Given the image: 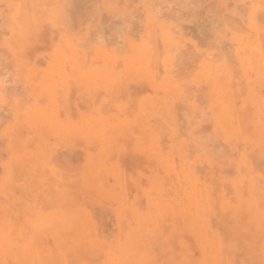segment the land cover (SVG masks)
<instances>
[{"label":"rangeland","instance_id":"1","mask_svg":"<svg viewBox=\"0 0 264 264\" xmlns=\"http://www.w3.org/2000/svg\"><path fill=\"white\" fill-rule=\"evenodd\" d=\"M184 1L0 0V264H264V0Z\"/></svg>","mask_w":264,"mask_h":264},{"label":"bare ground","instance_id":"2","mask_svg":"<svg viewBox=\"0 0 264 264\" xmlns=\"http://www.w3.org/2000/svg\"><path fill=\"white\" fill-rule=\"evenodd\" d=\"M185 1H186V0H185ZM185 1H184V2H185ZM27 2H28V1H27ZM203 2H204V0H203ZM211 2H212V1H211ZM192 4H193V3H192ZM196 4H197V3H196ZM199 4H200V3H199ZM206 4H207V2H206ZM208 4H209V3H208ZM208 4H207V5H208ZM247 4H248V3H247ZM13 5H14V4H13ZM26 5H29V7H30L29 2H28V4H26ZM41 5H42V4H41ZM214 5H215V4H214ZM0 6H1V5H0ZM24 6H25V5H24ZM203 6H204V5H203ZM203 6H201V7H203ZM205 6H206V5H205ZM29 7H28V8H29ZM194 7H196V6H194ZM197 7H198V6H197ZM206 7H207V6H206ZM218 7H219V6H218ZM238 7H239V6H238ZM243 7H245V6H243ZM55 8H56V7H55ZM57 8H58V7H57ZM203 8H204V7H203ZM215 8H216V7H215ZM215 8H214V9H215ZM5 9H6V8H5ZM37 9H38V8H37ZM191 9H193V11H194L196 8H195V9H194V8H191ZM204 9H205V8H204ZM208 9H209V8H208ZM212 10H213V9H212ZM38 11H39V12H38ZM38 11L35 12V14H37V13L40 14V13H41V12H40L41 10L38 9ZM134 11H135V10H134ZM203 11H205V10H203ZM48 12H49V11H48ZM190 12H191V11H190ZM205 12H206V17H204V16L202 15V14H205ZM205 12L202 13V12L200 11V9H199V11H196L197 15H199V13H200V14L202 15V17L205 18V19L203 18L204 20H206V19L208 18V19H207L208 21L206 22V26H207L206 29H205V27L203 26L202 29L204 28V30H203V31L201 30L202 33L200 32V30H199V32H200L201 34H203L204 31L206 32V35H205V32H204L202 38L204 37V35L207 36V34L210 36V37L207 38V39H209V40H206V38H204V39H205L206 41H208V42H206V44H207L208 46L210 45V44H208V43H211V42H212V43H211V47L213 48L214 45H219L220 43L222 44V43L225 41V40H221V37H220L219 34H217L216 30H217V31L220 30L219 28H221V27H218V26H220V25H221V26L224 25V23L226 22V20H223V19L221 18L222 15H221V17L219 18V16H218L217 14H216V15L214 14V11H212L213 13H210L211 11H208L210 14H214V15H215V16L211 15V17H216V16H218L217 19L215 18V19L217 20V22H215L216 20L213 18V19H214V22H215V24H213V22H212V23L210 22V21H213V19H212L210 16H209V17H210V19H209V17L207 16V14H208L207 11H205ZM28 13H30V11H29ZM218 13H220V12H218ZM260 13H261V12H260ZM182 14H183V13H182ZM29 15H30V14H29ZM65 15H66V14H65ZM208 15H209V14H208ZM225 15H226V14H225ZM225 15H224V17H225ZM259 15H261V14H259ZM19 16H20V15H19ZM37 16H38V15H37ZM66 16H67V15H66ZM199 16H200V15H199ZM21 17H23V16H21ZM29 17L31 18V16H29ZM138 17H139V16H138ZM175 17H177V16H175ZM172 18H173V17H172ZM200 18H201V17H200ZM66 19H67V18H66ZM177 19H178V17H177ZM211 19H212V20H211ZM218 19H221V23H222V24H221V23H218V21H219ZM225 19H226V17H225ZM238 19H239V18H238ZM258 19H259V18H258ZM209 20H210V21H209ZM229 20H230V19H229ZM65 21H66V20H65ZM167 21H168V20H167ZM176 21H177V20H176ZM201 21H202V20H201ZM262 21H263V20H262ZM63 22H64V21H63ZM135 22H136V21H135ZM223 22H224V23H223ZM227 22H228V21H227ZM199 23H200V22H199ZM217 23H218V26H217ZM139 24H140V22H139ZM232 24H233V23H232ZM240 24H243V23L241 22ZM132 25H133V24H132ZM198 25H199V24H198ZM200 25H202V23H201ZM193 26H195V25H193ZM215 26H216V27H215ZM228 26H229V25H228ZM132 27H133V26H132ZM198 27H199V26H198ZM222 27H223V26H222ZM230 27H231V26H230ZM190 28H191V27H190ZM215 28H218V29H215ZM224 28H225V27H224ZM224 28H221V32H222L223 34H224V32L226 31ZM237 28H238V27H237ZM233 29H234V27H233ZM239 29H240V28H239ZM108 30H109V29H108ZM190 30H191V29H190ZM206 30H207V31H206ZM224 30H225V31H224ZM196 31H197V30H196ZM178 32H179V31H178ZM197 32H198V31H197ZM221 32H220V33H221ZM244 32H247V31H244ZM49 33H50V32H49ZM132 33L134 34V32H132ZM222 33H221V34H222ZM225 33H226V32H225ZM185 34H186V33H185ZM216 34L219 35L218 37H220V38H218V37L216 36ZM223 34H222V35H223ZM227 35H228V34H227ZM56 36H57V35H56ZM194 36H195V35H194ZM223 36L226 37V34L223 35ZM83 37H84V35H83ZM118 37H119V36H118ZM48 38H49V37H48ZM198 38H199V37H198ZM234 38H235V37H234ZM196 39H197V38H196ZM199 39H200V38H199ZM199 39H198V40H199ZM216 39H217V41L220 39V41H222V42H219V41H218L219 44H217ZM225 39H226V38H225ZM236 39L238 40V38H236ZM236 39H235V41H236ZM243 40H244V39H243ZM260 40H261V39H260ZM262 40H263V39H262ZM116 41H117V40H116ZM215 41H216V44L213 43V42H215ZM241 41H242V40H241ZM257 41H259V40H257ZM263 41H264V40H263ZM203 42H205V41H203ZM200 43H201V42H200ZM206 44H205V46H206ZM212 44H213V46H212ZM221 44H220V45H221ZM224 44L226 45V41H225ZM85 45H86V44H85ZM85 45H84V46H85ZM201 45H202V44H201ZM203 45H204V44H203ZM220 45H219V47L225 46V45H223V44H222L221 46H220ZM230 45H231V44H230ZM238 45L241 46L242 44L239 43ZM263 45H264V43H263ZM205 46H204V47H205ZM208 46H207V49H210V50H212V51L214 50V49L209 48ZM227 46H228V45H227ZM227 46H226V48H227ZM63 47H64V46H63ZM106 47H107V46H106ZM201 47H202V46H201ZM219 47H218V48H219ZM229 47H230V46H229ZM180 48H181V46H180ZM188 48H189V46H188ZM188 48H187V49H188ZM215 48H217V47H215ZM226 48L224 47V49H226ZM245 48H246V47H245ZM157 49H158V48H157ZM207 49H206V50H207ZM118 50H119V49H118ZM216 50H217V49H216ZM167 51H170V50L167 49ZM192 51H193V50H192ZM243 51H244V49H243ZM245 51H246V50H245ZM238 52H239V51H238ZM207 53H208V52H207ZM185 54H186V52H185ZM202 54H203V53H202ZM224 54H227V53H224ZM152 55H153V54H152ZM182 55H183V54H182ZM221 55H222V54H221ZM221 55H220L219 58L222 57ZM190 56H191V58H192L193 55H190ZM256 56H257V55H256ZM158 57L160 58L161 56L159 55ZM169 57H170V56H169ZM171 57H172V56H171ZM186 57H187V56H185V58H186ZM183 58H184V57H183ZM187 58H188V57H187ZM194 58L196 59V56H194L193 59H192L193 63L197 61V60H195ZM197 58H198V57H197ZM208 58H209V57H208ZM219 58H218V59H219ZM231 58H233V57H231ZM234 58H235V57H234ZM153 59H154V57H153ZM169 59H170V58H169ZM169 59H168V60H169ZM179 59H181V58H179ZM188 59H189V58H188ZM210 59H211V57H210ZM218 59L216 58V60H218ZM222 59H223V58H222ZM157 60H158V59H157ZM159 60H160V59H159ZM181 60H182V59H181ZM184 60H185V59H184ZM194 60H195V61H194ZM212 60H213V59H212ZM216 60H215V61H216ZM94 61H95V60H94ZM179 61H180V60H179ZM187 61H188V60H187ZM192 61H191V62H192ZM215 61H213V62H215ZM223 61H224V60H223ZM225 61H226V60H225ZM182 62H184V61L177 62V63H179V65H178V64L176 63V61H175V64H177V65H176V66H177V69L179 68V66L182 65ZM185 62H186V61H185ZM232 62H233V61H232ZM150 63H152V65H153V64L155 65L154 60H153V61H150ZM180 63H181V64H180ZM216 63H217V61L215 62V64H216ZM223 63H224V62H223ZM223 63H221V64L223 65ZM188 64H189V63H188ZM212 64H214V63H212ZM212 64H211V65H212ZM215 64H214V65H215ZM217 64H218V63H217ZM221 64H220V67H222ZM225 64H226V63H225ZM117 65H118V64H117ZM157 65H159V62H158ZM160 65H161V63H160ZM160 65H159V66H160ZM167 65H168V64H167ZM169 65H170V64H169ZM169 65H168V66H169ZM191 65H192V64H191ZM194 65H195V63H194ZM211 65H210V67H211ZM214 65H212V66H214ZM228 65H230V64H228ZM41 66H42V65H41ZM172 66H174V65H172ZM183 66L185 67L186 64L183 65ZM183 66H182V67H183ZM85 67H86V66H85ZM150 67H151V66H150ZM152 67H154V66H152ZM157 67H158V66H156V69H155L156 71H157ZM160 67H162V66H160ZM182 67H180V68H182ZM184 67H183V69H184ZM223 67H224V66H223ZM238 67H239V66H238ZM81 68H82V67H81ZM167 68H168V67H167ZM174 68H176V67H174ZM186 68H187V67H186ZM207 68H209V67H207ZM127 69H128V68H127ZM143 69H144V68H143ZM149 69H150V68H148V70H149ZM161 69H162V68H161ZM163 69H164V68H163ZM183 69H182V70H183ZM190 69H191V68H190ZM220 69H221V68H220ZM223 69H224V68H223ZM236 69H237V68H236ZM250 69H251V68H250ZM158 70H159V69H158ZM178 70H180V69H178ZM184 70H185V69H184ZM191 70H193V69H191ZM239 70H240V69H238V71H239ZM160 71H161V70H160ZM160 71H159V72H160ZM212 71H213V69H212ZM84 72H85V71H84ZM157 72H158V71H157ZM172 72H173V71H172ZM175 72H177V71H175ZM178 72H180V71H178ZM185 72H186V71H185ZM187 72H188V71H187ZM192 72H193V71H192ZM213 72H214V71H213ZM213 72H212V74H213ZM215 72H216V71H215ZM233 72H234V71H233ZM235 72H236V71H235ZM162 73H163V72H162ZM181 73H182V72H181ZM237 73H238V72H237ZM18 74H19V73H18ZM173 74H174V73H173ZM178 74H179V73H178ZM190 74H193V73H189V75H190ZM221 74L224 75V72L221 71ZM233 74H234V73H233ZM244 74H245V73H244ZM129 75H130V74H129ZM158 75H159V74H158ZM176 75H177V73H176ZM225 75H226V74H225ZM167 76H168V75H167ZM167 76H166V78H167ZM180 76H181V75H180ZM184 76H185V75H184ZM197 77H198V76H197ZM197 77H196V78H197ZM215 77H216V75H215ZM219 77H220V73H219ZM236 77H238V76H236ZM236 77H235V76L233 77V82L236 81V79H237ZM182 78H183V77H182ZM187 78H188V77H187ZM202 78H203V77H202ZM220 78H222V77H220ZM223 78L225 79V76H224ZM223 78H222V79H223ZM35 79H36V78H35ZM179 79H180V78H179ZM127 80H129V79H127ZM139 80H140V79H139ZM141 81H142V80H141ZM172 81H173V80H172ZM210 81H211V80H210ZM238 81L240 82L239 78H238ZM132 82H134V81H132ZM137 82H138V81H137ZM165 82H166V81H165ZM11 83H12V82H11ZM15 83H16V81H15ZM15 83H13V84H15ZM134 83H136V82H134ZM134 83H133V84H134ZM207 83H209V82H207ZM240 83H241V82H240ZM9 84H10V83H9ZM130 84H132V83H130ZM172 84H173V82H172ZM181 84H182V83H181ZM215 84H216V83H215ZM6 85H7V84H6ZM15 85H16V84H15ZM157 85H158V84H157ZM243 85H244V84H243ZM16 86H17V85H16ZM128 86H129V85H128ZM180 86H181V85H180ZM187 86H188V85H187ZM204 86H205L206 88H205L203 91H205V93H206L207 86H206V85H204ZM25 87H26V86H25ZM159 87H160V85H159ZM5 88H6V86H5ZM7 88H8V87H7ZM185 88H186V87H185ZM188 88H189V87H188ZM200 88H201V86H200ZM225 88H226V87H225ZM29 89H30V88H29ZM249 89H250V88H249ZM71 90H72V89H71ZM131 90H132V89H131ZM186 90H187V89H186ZM189 90H190V88H189ZM191 90H192V89H191ZM201 90H202V89H201ZM221 90H222V89H221ZM224 90H225V89H224ZM4 91H5V90H4ZM27 91H28V90H27ZM30 91H31V89H30ZM19 92H20V91H19ZM19 92H18V93H19ZM33 92H35V91H33ZM16 93H17V92H16ZM18 93H17V96H18ZM188 93H190V92H188ZM198 93L201 94V92H199V91H198ZM205 93H204V94H205ZM213 93H214V92H212V94H213ZM234 93H235V92H234ZM241 93H242V92H241ZM7 94H8V93H7ZM20 94H21V93H20ZM25 94H26V93H25ZM34 94H35V93H34ZM192 94H193V93H192ZM192 94H191V95H192ZM212 94H211V95H212ZM215 94H216V93H214L213 95H215ZM223 94H224V93H223ZM223 94H222V97H223L222 108L226 110V95H229L230 93H229V94H228V93H227V94L225 93V95H223ZM235 94H236V93H235ZM237 94H239V93H237ZM11 95H12V94H11ZM35 95H36V94H35ZM123 95H124V94H123ZM207 95H210V94H208V92H207V93H206L204 96H202V97H201V95L199 96V94H198L199 98L201 97V99H202L201 101H203V103L207 101V99H206V96H207ZM211 95H210V98L208 97V99H211V97H213V96H211ZM217 95H218V94H217ZM7 96H8V95H7ZM193 96H194V95H193ZM239 96L241 97V94H240ZM246 96H247V95H246ZM262 96H264V94H262ZM9 97H10V96H9ZM181 97H182V96H181ZM185 97H186V96H185ZM194 97H195V96H194ZM203 97H204L205 99H204ZM227 97H228V96H227ZM240 97H239V98H240ZM242 97H243V96H242ZM242 97H241V98H242ZM28 98H29V97H28ZM77 98H78V97H77ZM100 98H101V97H100ZM23 99H24V98H23ZM83 99H84V98H83ZM185 99H186V98H185ZM197 99H198V97H197ZM183 100H184V99H182V101H183ZM189 100H190V99H189ZM204 100H206V101H204ZM244 100H245V99H244ZM260 100H261V99H260ZM80 101H81V100H80ZM97 101H98V100H97ZM158 101H159V100H158ZM186 101H188V100L186 99ZM190 101H191V100H190ZM237 101H238V100H237ZM247 101H248V98H247ZM249 101H250V100H249ZM175 102L177 103V100H176ZM184 102H185V101H184ZM22 103H24V102L22 101ZM25 103H26V102H25ZM33 103H34V102H33ZM72 103H73V102H72ZM176 103H175V104H176ZM178 103H179V102H178ZM200 103H202V102H200ZM200 103H199V104H200ZM249 103H250V102H248V104H249ZM261 103H262V102H261ZM261 103H260V104H261ZM29 104H30V103H28V105H29ZM175 104H174V106H175ZM204 104H205V103H204ZM207 104H209V100H208V102L206 103V105H207ZM248 104H247V105H248ZM263 104H264V103H263ZM28 105H27V106H28ZM101 105H102V104H101ZM104 105H105V104H104ZM167 105H168V104H167ZM177 105H178V104H177ZM181 105H182V104H181ZM188 105H191V103H189ZM236 105H237V104H236ZM261 105H262V104H261ZM15 106H17V105H15ZM30 106H31V105H30ZM30 106H29V107H30ZM91 106H92V105H91ZM105 106H106V105H105ZM130 106H131V105H130ZM209 106H210V105H209ZM25 107H26V106H25ZM103 107H104V106H103ZM103 107H102V108H103ZM175 107H177V106H175ZM181 107H182V106H181ZM206 107H207V106H206ZM214 107H215V106H214ZM173 108H174V107H172L171 109H173ZM190 108H191V107H190ZM190 108L188 109V111L191 110ZM247 108H248V107H247ZM159 109H160V108H159ZM176 109L178 110L179 108H176ZM211 109H212V106H211ZM26 110H27V109H26ZM85 110H86V109H85ZM128 110H130V109H128ZM163 110H165V109L163 108L162 111H163ZM173 110H174V109H173ZM173 110H171V112H172ZM177 110H176V111L174 110L176 113H173L174 115H176V117H178V115H177V114H178ZM181 110H183V108H182ZM24 111H25V110H24ZM61 111H62V110H61ZM70 111H71V110H70ZM162 111H161V112H162ZM198 111H199V110H198ZM234 111H235V110H234ZM250 111H251V110H250ZM263 111H264V108H263ZM163 112H165V111H163ZM163 112L161 113L160 117L162 116ZM171 112H170V114H172ZM190 112H191V111H190ZM238 112H240V114H241V111H238ZM23 113H25V112H23ZM180 113L182 114V112L179 110V114H180ZM191 113H192V112H191ZM229 113H230V112H229ZM229 113H228V114H229ZM242 113H244V112H242ZM249 113H250V112H249ZM71 114H72V113H71ZM168 114H169V113H168ZM170 114H169V116H170ZM173 114H172V115H173ZM187 114H188V113H187ZM195 114H196V113H195ZM232 114H233V113H232ZM72 115H73V114H72ZM163 115H164V114H163ZM165 115H166V114H165ZM184 115H185V114H184ZM243 115H245V116L247 115V116H248L249 114H245V113H244ZM250 115H251V114H250ZM166 116H167V115H166ZM169 116H167V117H169ZM179 116H181V115H179ZM189 116H190V114H189ZM197 116H198V115H197ZM231 116H232V115H231ZM176 117H175V118H176ZM192 117H193V116H192ZM221 117H223V115H221ZM226 117L229 118L230 116H226ZM236 117H237V116H236ZM249 117H251V116H249ZM249 117H248V118H249ZM161 118H162V117H161ZM180 118H181V117H180ZM243 118H244V117H243ZM248 118H246V120H247ZM257 118H258V117H257ZM56 119H57V118H56ZM164 119H165V122H166V118H164ZM167 119H168V121H170L169 118H167ZM171 119H173V118H171ZM187 119H188V118H187ZM191 119H192V118H191ZM232 119H233V118H232ZM255 119H256V118H255ZM262 119H263V118H262ZM179 120H180L179 117H178L177 120L175 119V121H177V122H179ZM223 120L226 121V119H224V117H223ZM249 120L252 121V118H251V119H248V121H249ZM168 121H167V122H168ZM227 121H229V120H227ZM231 121H232V120H231ZM233 121L235 122V120H233ZM239 121H240V119H239ZM263 121H264V120H263ZM58 122H59V121H58ZM171 122H172V121H170V123H171ZM173 122H174V120H173ZM183 122H184V121H183ZM234 122H232V123H234ZM240 122H242V121H240ZM174 123L176 124V122H174ZM174 123H172V124H174ZM203 123H204V122H203ZM207 123H208V122H207ZM207 123H205V124H207ZM227 123H228V122H227ZM248 123H249V122H248ZM180 124H181V122H180ZM184 124H185V123H184ZM235 124H238V121H237V123H235ZM259 124H260V123H259ZM259 124H258V125H259ZM261 124H262V123H261ZM60 125H61V124H60ZM70 125H71V124H70ZM178 125H179V124H177V126H178ZM248 125H249V124H248ZM256 125H257V124H256ZM258 125H257L256 127H258ZM179 126H180V125H179ZM202 126H204V124H203ZM249 126H250V125H249ZM260 126H261V125H260ZM72 127H73V126H72ZM230 127H231V126H230ZM230 127H229V128H230ZM250 127H253V126H250ZM248 128H249V127H248ZM237 129H238V128H237ZM257 129H260V128H257ZM21 130H23V129L21 128ZM21 130H20V131H21ZM249 130H251V129H249ZM24 131H25V129H24ZM136 131H137V130H136ZM244 131H245V130H244ZM244 131H242V132H244ZM251 131H252V130H251ZM255 132H256V131H255ZM21 133H23L22 136H24V132L21 131ZM184 133H185V132H184ZM244 133H245V132H244ZM252 133H253V132H252ZM241 134H242V133H241ZM241 134H240V136H241ZM253 134H254V133H253ZM263 135H264V134H263ZM247 136H248V134H247ZM256 136H257V135H256ZM257 137H258V136H257ZM261 137H262V136H261ZM120 138H121V137H120ZM124 139H125V138H124ZM228 139H229V138H228ZM228 139H227V140H228ZM240 139H241V138H240ZM119 140H120V139H119ZM234 140H235V138H234ZM234 140L232 141V140L230 139V142H234ZM263 140H264V136H263ZM263 140H262V141H263ZM125 141H127V140L125 139ZM130 141H131V140H130ZM127 142H128V141H127ZM236 143H237V142H236ZM239 143H240V142H239ZM164 144H165V142H164ZM174 144H175V141H174ZM126 145H127V144H126ZM237 145H238V143H237ZM240 145H241V143H240ZM263 145H264V144H263ZM241 146H242V145H241ZM241 146H240V147H241ZM259 147H260L261 149H263L261 146H259ZM238 148H239V146H238ZM260 148H257V149H260ZM192 149H193V148H192ZM257 149L255 148L256 151H257ZM80 150H81V149H80ZM255 150H254V151H255ZM69 151H70V150H69ZM185 151H186V150H185ZM257 152H258V151H257ZM66 153H68V152H66ZM191 153H193V152H191ZM226 153H228V152H226ZM82 154H83V153H82ZM194 154H195V153H194ZM250 154H251V153H250ZM58 155H59V154H58ZM60 155H61V154H60ZM136 155H137V154H136ZM80 156H81V155H80ZM125 156H126V154H125ZM192 156H193V155H192ZM247 156H248V155H247ZM60 157H61V156H60ZM67 157H68V156H67ZM67 157H66V158H67ZM72 157H73V156H72ZM74 157H75V156H74ZM243 157H244V156H243ZM70 158H71V157H70ZM78 158H79V157H78ZM191 158H192V157H191ZM67 159H69V158H67ZM124 159H125V157H124ZM240 159H241V158H240ZM69 160H70V159H69ZM151 160H152V159H151ZM128 161H129V160H128ZM196 161H197V159H196ZM60 162H61V161H59V165H60ZM246 162H247V161H246ZM260 162H261V161H260ZM72 163H73V162H72ZM233 163H234V162H233ZM260 164H261V163H260ZM62 165H63V164H62ZM74 165H75V164H74ZM204 165H205V164H204ZM192 166H193V165H191V167H192ZM198 166H199V165H198ZM198 166H197V167H198ZM57 167H58V166H57ZM60 167H61V166H60ZM65 167H66V166H65ZM127 167H128V166H127ZM195 167H196V166H195ZM240 167H242V166H240ZM245 167H246V166H245ZM245 167H244V168H245ZM259 167H260V166H259ZM67 168H68V167H67ZM69 168H70V167H69ZM78 168H80V167H78ZM199 168H200V166H199ZM255 168H256V167H255ZM260 168H261V167H260ZM253 169H254V168H253ZM63 170H64V169H63ZM74 170H75V169H74ZM126 170H127V169H126ZM143 170H144V169H143ZM199 170H200V169H199ZM199 170H198V171H199ZM202 170H203V169H202ZM48 171H49V170H48ZM75 171H76V170H75ZM188 171H189V170H188ZM182 172H183V171H182ZM230 172H231V171H230ZM244 172H245V171H244ZM61 173H62V172H61ZM209 174H210V173H209ZM52 175H53V174H52ZM68 175H69V174H68ZM74 175H75V174H74ZM80 175H81V174H79V177H80ZM182 175H184V174L182 173ZM182 175H181V176H182ZM176 176H177V175H176ZM187 176H188V175H187ZM187 176H186V177H187ZM55 177H56V176H55ZM57 177H58V176H57ZM183 177H184V176H183ZM188 177H189V176H188ZM165 178H166V177H165ZM177 178H178V177H177ZM48 179H49V178H48ZM42 180H43V179H42ZM56 180H57V179H56ZM56 180H55V181H56ZM208 180H209V179H208ZM212 181H213V180H212ZM73 182H74V181H73ZM167 182H168V181H167ZM60 183H61V182H60ZM211 183H212V182H211ZM260 183H261V182H260ZM48 184H49V183H48ZM66 184H68V183H66ZM69 184H70V183H69ZM78 184H79V183H78ZM64 185H65V184H64ZM130 185H131V184H130ZM212 185H213V184H212ZM70 186H71V185H70ZM49 187L51 188V186H49ZM68 187H69V186H68ZM204 187H205V186H204ZM72 188H73V186H72ZM75 188H76V187H75ZM244 188H245V185H244ZM263 189H264V188H263ZM48 191H49V190H48ZM52 191H53V190H52ZM53 192H55V191H53ZM60 192H61V190H60ZM199 192H200V190H199ZM199 192H198V193H199ZM208 192H210V191H208ZM243 192L245 193L246 190L243 191ZM210 193H212V192H210ZM210 193H209V194H210ZM54 194H55V193H54ZM128 194H129V193H128ZM63 195H64V194L62 193V196H63ZM211 195H212V194H211ZM213 195H214V194H213ZM238 195H239V194H238ZM39 196H40V195H39ZM243 196H244V194H243ZM5 197H6V196H5ZM21 197H22V196H21ZM79 197H80V196H79ZM83 197H84V196H83ZM54 198H56V196L53 197V199H54ZM57 198H58V197H57ZM7 199H8V198H7ZM65 199H66V198H65ZM83 199H84V198H83ZM85 199H87V198H85ZM50 200H51V199H50ZM55 200L57 201V199H55ZM61 200H62V199H61ZM63 200H64V199H63ZM88 200H89V199H88ZM6 201H7V200H6ZM49 202H50V201H49ZM52 202H53V201H52ZM61 202L63 203V201H61ZM102 202H103V201H102ZM236 202L238 203L239 201H236ZM236 202H235V203H236ZM54 203H58V202H55V201H54ZM69 203H70V202H69ZM74 203H75V202H74ZM88 203H89V202H88ZM178 203H179V202H178ZM67 204H68V203H67ZM79 204H80V203H78V205H79ZM206 204H207V203H206ZM45 205H46V204H45ZM48 205H49V204H48ZM50 205H51V203H50ZM55 205H56V204H55ZM57 205H58V204H57ZM64 205H65V203H64ZM72 205L75 206V204H73V203H72ZM184 205H185V204H184ZM227 205H228V204H227ZM237 205H238V204H237ZM239 205H240V204H239ZM241 205H242V204H241ZM43 206H44V205H43ZM53 206H54V205H53ZM68 206H69V204H68ZM88 206H89V205H88ZM225 206H226V205H225ZM225 206H224V207H225ZM75 207H76V206H75ZM178 207H179V206H178ZM215 207H216V206H215ZM231 207H232V209H233V206H231ZM73 208H74V207H73ZM216 208H217V207H216ZM219 208H220V207H219ZM71 209H72V208H71ZM91 209H92V208H91ZM181 209H182V208H181ZM188 210H189V209H188ZM227 210H229V208H228ZM71 211H72V210H71ZM96 211H97V210H96ZM100 212H101V211H100ZM230 212H231V211H230ZM41 213H42V212H41ZM45 213H46V212H45ZM66 213H67V212H66ZM10 214H11V213H10ZM32 214H33V213H32ZM43 214H44V212H43ZM244 214H245V213H244ZM227 215H228V214H227ZM18 216H19V215H18ZM224 216H225V215H224ZM247 216H248V215H247ZM16 217H17V216H16ZM44 217H45V215H44ZM44 217H43V218H44ZM46 217H47V216H46ZM46 217H45V218H46ZM48 217H49V216H48ZM207 217H208V216H207ZM243 217H244V216H243ZM244 218H245V217H244ZM40 219H41V218H40ZM42 220H43V219H42ZM42 220H41V221H42ZM245 220H246V219H245ZM228 221H229V220H228ZM178 222H179V221H178ZM15 223H16V222H15ZM241 223H242V222H241ZM85 224H86V223H85ZM239 224H240V223H239ZM248 224H250V223H248ZM234 225H235V224H234ZM231 226H232V225H231ZM238 226H239V225H238ZM238 226H237V227H238ZM237 227H236V229H238ZM208 232H209V231H208ZM244 233H245V232H244ZM225 240H226V239H225ZM69 241H70V240H69ZM170 242H171V241H170ZM173 245H174V244H173ZM82 246H83V245H82ZM171 250H172V249H171ZM54 252H55V251H54ZM67 253H68V252H67ZM73 254H74V253H73ZM75 254H76V253H75ZM75 254H74V255H75ZM79 255H80V254H79ZM68 258H69V257H68ZM71 258H72V257H71ZM75 259H76V258H75ZM90 259H91V258H90ZM158 259H159V258H158ZM72 260H73V258H72ZM82 261H83V260H82ZM68 262H69V261H68ZM73 263H74V264L77 263V260H75V262H73ZM80 263H81V261H80ZM225 263H226V262H225ZM235 264H236V263H235Z\"/></svg>","mask_w":264,"mask_h":264}]
</instances>
